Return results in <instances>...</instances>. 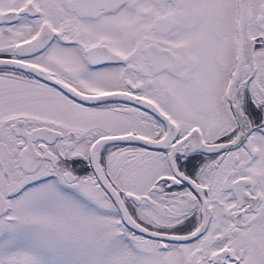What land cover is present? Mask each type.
Masks as SVG:
<instances>
[{"label":"snow or ice","instance_id":"snow-or-ice-1","mask_svg":"<svg viewBox=\"0 0 264 264\" xmlns=\"http://www.w3.org/2000/svg\"><path fill=\"white\" fill-rule=\"evenodd\" d=\"M0 264H264V0H0Z\"/></svg>","mask_w":264,"mask_h":264}]
</instances>
